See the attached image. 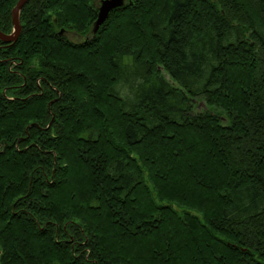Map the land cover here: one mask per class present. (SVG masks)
Returning <instances> with one entry per match:
<instances>
[{"label": "trees", "instance_id": "obj_1", "mask_svg": "<svg viewBox=\"0 0 264 264\" xmlns=\"http://www.w3.org/2000/svg\"><path fill=\"white\" fill-rule=\"evenodd\" d=\"M100 1L0 41V264H264V0Z\"/></svg>", "mask_w": 264, "mask_h": 264}, {"label": "water", "instance_id": "obj_2", "mask_svg": "<svg viewBox=\"0 0 264 264\" xmlns=\"http://www.w3.org/2000/svg\"><path fill=\"white\" fill-rule=\"evenodd\" d=\"M29 0H19L15 7L11 11V18H12V26L13 30L11 34H4L0 32V41L3 43H13L16 41L19 32L20 26L18 21V15L22 7L28 2ZM126 0H101L99 2V6L97 8V17L95 22L92 25V30L90 32L91 36H94L99 29V27L105 22L109 13L114 9H117L125 4Z\"/></svg>", "mask_w": 264, "mask_h": 264}, {"label": "rangeland", "instance_id": "obj_3", "mask_svg": "<svg viewBox=\"0 0 264 264\" xmlns=\"http://www.w3.org/2000/svg\"><path fill=\"white\" fill-rule=\"evenodd\" d=\"M98 5H99V3H98ZM98 7V6H97ZM92 30V29H91ZM62 32V31H61ZM60 32V33H61ZM91 32V31H90ZM67 37L69 38V39H71L72 41H81L82 39L80 38V37H78L77 35H75V34H73V33H69V34H67ZM93 62V65H96L97 64V66H99V63H98V61L97 60H93L92 61ZM99 70H100V67H99ZM226 70L227 69H225V72H226ZM163 75H164V77H165V79L167 80V81H170L171 82V80L169 79V77L165 74V73H163ZM226 83H228L229 85L231 84L229 81H226ZM193 103H194V105H195V108H194V111L195 112H199V111H201V110H206L207 109V106L205 105V103H204V101L202 100V99H196V100H194L193 101ZM222 122L223 123H226V120H225V118H223L222 117ZM117 127V126H116ZM188 142H187V140H185V145L183 146V143L181 144V146H183V148L184 149H186V148H188L190 145L191 146H194V145H199L198 143H196V139L194 138V137H192V134H190V135H188ZM106 144V143H105ZM107 145V144H106ZM104 147H105V145H103ZM101 149L102 150H98V152H94L95 154H97V153H100V152H102L104 149H103V147H101ZM105 149L107 150V148L105 147ZM155 151H160L158 148H156V150ZM106 152V151H105ZM162 153H164V151H161ZM154 153V152H153ZM155 154V153H154ZM158 154V153H157ZM158 156V155H157ZM158 158H160L159 156H158ZM162 160V163H163V167L165 168V169H168V168H170V166H169V164H165L164 162H163V160H164V158L163 159H161ZM81 170V169H80ZM181 180V177H178V179H177V181H180Z\"/></svg>", "mask_w": 264, "mask_h": 264}]
</instances>
